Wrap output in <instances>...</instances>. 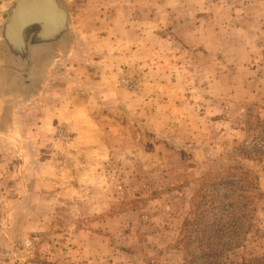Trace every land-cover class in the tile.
<instances>
[{
	"label": "rangeland",
	"instance_id": "rangeland-1",
	"mask_svg": "<svg viewBox=\"0 0 264 264\" xmlns=\"http://www.w3.org/2000/svg\"><path fill=\"white\" fill-rule=\"evenodd\" d=\"M68 2L71 51L0 96V264H264L259 42Z\"/></svg>",
	"mask_w": 264,
	"mask_h": 264
},
{
	"label": "water",
	"instance_id": "water-1",
	"mask_svg": "<svg viewBox=\"0 0 264 264\" xmlns=\"http://www.w3.org/2000/svg\"><path fill=\"white\" fill-rule=\"evenodd\" d=\"M0 16V96L27 101L41 91L52 62L74 44L69 2L11 0Z\"/></svg>",
	"mask_w": 264,
	"mask_h": 264
},
{
	"label": "crops",
	"instance_id": "crops-1",
	"mask_svg": "<svg viewBox=\"0 0 264 264\" xmlns=\"http://www.w3.org/2000/svg\"><path fill=\"white\" fill-rule=\"evenodd\" d=\"M93 7L99 9H147L152 10L154 24L160 25L159 10H190L191 14L185 17V23L221 26L216 33L226 34H253L257 43L255 54L264 56V0H88ZM227 10L228 16L224 17ZM208 9H216L217 14L208 18L203 14ZM157 12L154 15V11ZM230 10V11H229ZM195 12V17L193 13ZM200 13V14H198ZM198 14V15H197ZM199 16V17H198ZM225 26L227 28L225 29ZM225 33V34H224ZM233 38V37H231ZM230 39V37H229ZM58 110V109H57ZM60 111V110H58Z\"/></svg>",
	"mask_w": 264,
	"mask_h": 264
}]
</instances>
